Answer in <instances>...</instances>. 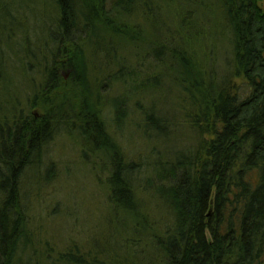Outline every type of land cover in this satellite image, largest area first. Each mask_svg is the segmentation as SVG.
Returning a JSON list of instances; mask_svg holds the SVG:
<instances>
[{
    "label": "trees",
    "instance_id": "16d2710c",
    "mask_svg": "<svg viewBox=\"0 0 264 264\" xmlns=\"http://www.w3.org/2000/svg\"><path fill=\"white\" fill-rule=\"evenodd\" d=\"M52 2L56 20L50 46L56 53L51 65L38 63L46 84L31 104L42 107L44 114L33 117L30 108L4 119L0 112V264H31L26 258L30 251L32 264H42L32 244L23 181L41 166L42 149L61 127L77 131L85 160L105 151L108 159L102 169L109 172L110 207L136 215L148 226L137 193L140 168L127 160L108 132L86 54L88 43L96 41L91 47L95 53L116 57L117 38L125 51L146 45L156 64L164 67L171 59L183 69L182 78L174 82L195 146L155 168L159 185L154 195L171 217L163 232L151 234L162 264H264V0H215L223 36L231 40V58L221 78L200 57L206 47L197 27L203 10L190 6L203 7V0ZM125 4L129 8L124 17ZM162 9L171 11L173 24L181 22V31L173 29L170 38H159L157 32L151 34L156 37L145 36L142 24H133L137 18L132 10L149 16ZM195 13L198 18L192 22L188 16ZM139 19L143 23L144 17ZM118 69L124 72L121 65ZM63 71L69 74L67 83ZM159 77L148 82H159ZM113 113L117 125L124 120L125 109ZM61 257V262L76 259L72 250ZM82 259L80 264H85Z\"/></svg>",
    "mask_w": 264,
    "mask_h": 264
},
{
    "label": "rangeland",
    "instance_id": "374dc122",
    "mask_svg": "<svg viewBox=\"0 0 264 264\" xmlns=\"http://www.w3.org/2000/svg\"><path fill=\"white\" fill-rule=\"evenodd\" d=\"M194 4L190 6L193 11L203 10L197 27L201 36L204 35L206 47L205 56L200 57L221 78L231 58V40L223 36V21L217 13L215 0H203V7ZM128 8L125 4L122 12H127ZM186 9L188 12L184 13L189 14ZM53 10L52 0H0V54L3 52V59L0 57V112L4 111V119H11L9 116L14 111L30 108L33 117L44 114L42 107L34 108L31 104L46 84L38 63L51 65L56 53L50 46L55 32ZM132 13L137 18L133 24H142L145 36L157 32L159 38H163L182 29L181 22L179 25V21L172 23L173 14L168 9L149 16L135 10ZM141 17H144L143 23ZM188 17L193 22L198 14ZM96 30L102 32L99 27ZM121 42L120 38L115 40L116 57L106 56L101 51L95 53L91 48L94 43H88L86 54L104 105L103 118L108 132L127 160L140 168L137 193L149 224L145 228L147 222L136 215H123L110 207L109 172L102 169L108 159L105 151L89 154L85 160L84 146L77 131L61 127L42 149L41 166L29 172L23 181L25 208L34 235L32 244L42 264H80L82 258L85 264H162L151 234L153 230L163 232L171 217L154 195V188L159 185L155 168L195 146V136L181 108L182 93L174 82L182 78L183 69L171 59L164 67L156 64L146 45L125 51ZM141 44H146V38ZM120 65L124 72L119 74ZM61 75L67 83L69 74L63 71ZM157 75L159 82L153 79L148 82L149 77ZM122 108L125 118L117 125L113 112ZM137 224L140 227L133 230L131 226ZM71 250L75 260L59 261ZM28 257L32 260L29 263H35L31 251ZM26 258H22L23 262Z\"/></svg>",
    "mask_w": 264,
    "mask_h": 264
}]
</instances>
